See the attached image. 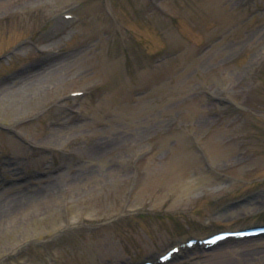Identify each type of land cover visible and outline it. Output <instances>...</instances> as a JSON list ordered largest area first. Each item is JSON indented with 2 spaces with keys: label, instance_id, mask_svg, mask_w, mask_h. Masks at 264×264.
Segmentation results:
<instances>
[{
  "label": "rangeland",
  "instance_id": "obj_1",
  "mask_svg": "<svg viewBox=\"0 0 264 264\" xmlns=\"http://www.w3.org/2000/svg\"><path fill=\"white\" fill-rule=\"evenodd\" d=\"M0 207V264L264 223V0H0ZM177 263L264 264V237Z\"/></svg>",
  "mask_w": 264,
  "mask_h": 264
},
{
  "label": "bare ground",
  "instance_id": "obj_2",
  "mask_svg": "<svg viewBox=\"0 0 264 264\" xmlns=\"http://www.w3.org/2000/svg\"><path fill=\"white\" fill-rule=\"evenodd\" d=\"M112 140V139H111ZM111 140H109V141H105L103 144L106 146V145H108L109 144V142L111 141ZM104 145H102V146H99V149L101 150L102 148L104 149L105 148V146ZM97 149V148H96ZM99 149H97V152H100V150ZM90 151L92 152V148L90 149ZM12 201V203L13 202H15V200L13 199V200H11ZM1 208V207H0ZM6 209H0V220H3V219H5L6 218V215L7 214H5L6 212Z\"/></svg>",
  "mask_w": 264,
  "mask_h": 264
}]
</instances>
